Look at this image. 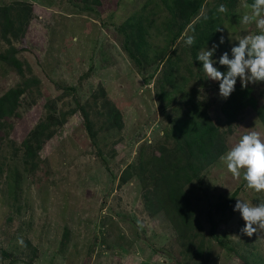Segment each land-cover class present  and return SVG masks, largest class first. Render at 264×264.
I'll use <instances>...</instances> for the list:
<instances>
[{
	"label": "rangeland",
	"instance_id": "374dc122",
	"mask_svg": "<svg viewBox=\"0 0 264 264\" xmlns=\"http://www.w3.org/2000/svg\"><path fill=\"white\" fill-rule=\"evenodd\" d=\"M251 3L205 0L191 24L214 9L222 31L200 50L217 45L214 60L224 52L231 58L241 37L257 34L254 23H240ZM167 5L0 0V55H14L22 67L19 73L0 61V97L17 87L25 91L0 127V264H264V233L243 234L245 222L234 211L237 199L258 205L264 192L247 189L242 175L234 177L221 160L249 131L264 138L257 114L264 111V82L245 87L255 107L227 120L219 82L206 80L185 43L195 35L186 27L172 41L185 18L176 12L171 20ZM220 5L227 14L218 11ZM137 22L148 43L141 64L125 46L134 30L128 25ZM129 49L135 51L132 42ZM171 64L175 88L165 82ZM193 104L216 127L220 148L183 188L194 223L187 228L163 198L154 159L173 161V151L183 148L171 132ZM43 127L49 136L38 149L34 137Z\"/></svg>",
	"mask_w": 264,
	"mask_h": 264
},
{
	"label": "trees",
	"instance_id": "16d2710c",
	"mask_svg": "<svg viewBox=\"0 0 264 264\" xmlns=\"http://www.w3.org/2000/svg\"><path fill=\"white\" fill-rule=\"evenodd\" d=\"M169 5L167 9L171 13L172 19L175 18V13L179 12V17L185 18L182 24L178 27L177 32L173 36L175 41L180 37L183 30L187 27L194 36V43L191 45L193 56L197 58L196 52L200 48L204 47L212 40H216L220 31L217 29L220 26V15L216 14L214 9H211L206 16H201L196 19L195 24H191V20L196 17L201 9V5L205 0H168ZM219 13V12H218ZM227 14V12H224ZM170 20V21H171ZM6 26H10L9 21H4ZM170 24V22H168ZM191 24V25H190ZM131 29H134L130 35H126L125 46L129 52L132 59L136 61L137 64L142 62H147V48L148 43L145 40L146 29L141 22L135 23V25H128ZM121 28H124L123 26ZM125 29V28H124ZM123 32L125 33V30ZM170 29V28H169ZM132 40V41H131ZM132 42V47L135 51L129 49V43ZM136 52V54H134ZM155 58H159L158 55ZM143 60V61H142ZM0 61L5 62L9 66L15 67L19 73H21L22 67L21 63L14 57V55H0ZM172 64L169 65V69L165 74V82L172 85L173 83V72ZM24 89L22 87H17L14 90L7 91L2 97H0V127L5 123L9 122V117L13 116L15 109L20 103L19 98L24 94ZM166 93L165 94H170ZM255 107V100L250 96V89L241 86H236L235 91L232 95L224 101L220 108V112L224 117L230 122L236 119L239 111L247 106ZM198 105L193 104L189 112L178 119L172 129L174 136H176V141L180 138L183 141V148L178 147L173 151L170 159L160 156L154 159L158 162L161 168V178L163 183V198L170 205L172 211L176 214L179 219V224L191 228L194 226L192 208L190 207L189 199L185 196L183 188L185 185L189 184L192 179L196 177L198 172L204 168L206 164L212 163L216 159L217 150L220 148L219 145H215V141L218 139V131L216 127L212 124L209 117L198 111ZM258 110V109H255ZM258 111V117L264 122V111ZM116 113V118L117 112ZM39 128L37 131H39ZM36 131H34L35 133ZM35 141L39 147V140H44L49 135L45 133V127H43L38 134H35ZM31 137V136H30ZM25 155L30 158L32 155L31 145L28 141L24 142ZM162 153H165L162 151ZM167 154V153H166ZM169 160V161H168ZM125 178V176H122ZM236 192H234L228 199L226 206H230L233 202ZM225 206V207H226ZM222 208L221 210L225 209ZM211 230L214 232V225H212ZM213 234V233H212Z\"/></svg>",
	"mask_w": 264,
	"mask_h": 264
},
{
	"label": "clouds",
	"instance_id": "9594fccd",
	"mask_svg": "<svg viewBox=\"0 0 264 264\" xmlns=\"http://www.w3.org/2000/svg\"><path fill=\"white\" fill-rule=\"evenodd\" d=\"M248 9L240 18L242 25L255 24L257 34H247L238 40V45L231 48V58L228 52H224L218 61L213 59L217 45L211 49H202L197 55V60L202 63L203 74L206 80L219 82V95L228 99L235 91L237 79L242 86L249 83L257 84L264 82V0H252ZM218 11H227L224 5H220ZM217 31H222L218 28ZM224 37L221 36L220 44ZM187 46L194 43V37H187ZM218 63L226 67V72H221L214 65ZM227 170L234 177L242 175L245 187L257 193L264 192V138L256 131H249L242 135L238 141L221 157ZM234 211L239 213L245 226L241 232L249 237L253 234L264 233V202L258 205L237 199ZM23 245V240L18 241Z\"/></svg>",
	"mask_w": 264,
	"mask_h": 264
}]
</instances>
